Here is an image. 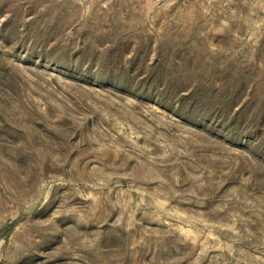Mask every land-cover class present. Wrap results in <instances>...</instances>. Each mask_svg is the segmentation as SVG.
<instances>
[{
    "label": "rangeland",
    "instance_id": "obj_1",
    "mask_svg": "<svg viewBox=\"0 0 264 264\" xmlns=\"http://www.w3.org/2000/svg\"><path fill=\"white\" fill-rule=\"evenodd\" d=\"M0 264H264V0H0Z\"/></svg>",
    "mask_w": 264,
    "mask_h": 264
}]
</instances>
